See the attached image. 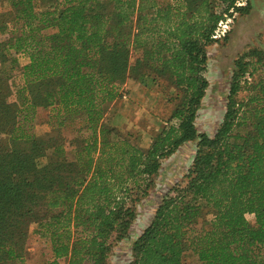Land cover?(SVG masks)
Here are the masks:
<instances>
[{"label":"trees","instance_id":"16d2710c","mask_svg":"<svg viewBox=\"0 0 264 264\" xmlns=\"http://www.w3.org/2000/svg\"><path fill=\"white\" fill-rule=\"evenodd\" d=\"M239 2L0 0V264H25L33 231L49 242L46 264H107L163 159L191 141L183 181L128 264H264L263 53L234 61L215 132L195 125L207 48L221 21L246 11ZM128 79L166 82L172 104L145 147L104 121ZM38 108L57 136L35 133Z\"/></svg>","mask_w":264,"mask_h":264},{"label":"rangeland","instance_id":"374dc122","mask_svg":"<svg viewBox=\"0 0 264 264\" xmlns=\"http://www.w3.org/2000/svg\"><path fill=\"white\" fill-rule=\"evenodd\" d=\"M245 4L246 11L232 12V17L226 18L220 27L225 28V36H221L207 48L208 63L205 77L208 80V87L195 119L198 132L212 135L221 122L236 58L251 50L264 54V0H240L238 3L243 6ZM133 59L134 54L131 61ZM18 60L20 64H24L27 58L18 55ZM165 84L166 82H163L160 88L157 85H147L128 79L121 87L127 91L126 97L110 104L104 121L110 127H115L121 135L131 133L134 141L138 140L140 145L147 146L150 137L159 128L162 120L170 115L172 109V104L166 101L167 93L163 89ZM33 91V96L36 97L39 91L34 88ZM36 120L38 124L34 127L35 133L49 132L57 136V131L51 130V127L43 122L46 120V110L38 108ZM62 134L67 139L72 136L66 131ZM0 139L4 141L5 136ZM194 152L195 142L191 141L163 159L149 195L136 206L137 216L131 224L128 236L120 241L111 239L112 249L107 264L129 263L132 242L148 224L163 194L172 185L183 181ZM49 250V242L36 232H31L26 241L25 264H46ZM188 262L194 264V259L189 258ZM59 264H66V259L60 260Z\"/></svg>","mask_w":264,"mask_h":264},{"label":"built area","instance_id":"2783aa9c","mask_svg":"<svg viewBox=\"0 0 264 264\" xmlns=\"http://www.w3.org/2000/svg\"><path fill=\"white\" fill-rule=\"evenodd\" d=\"M224 24V22H220L219 24H218V27H217V29L214 31V34H213V38H215V39H219V38H221V36H224V34H225V32H226V30H225V28L224 27H222V29H220V27L222 26Z\"/></svg>","mask_w":264,"mask_h":264}]
</instances>
